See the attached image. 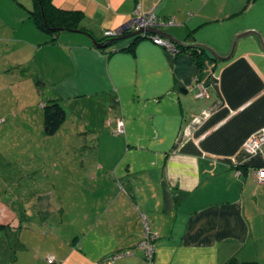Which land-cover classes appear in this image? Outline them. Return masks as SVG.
<instances>
[{
    "label": "crops",
    "instance_id": "obj_1",
    "mask_svg": "<svg viewBox=\"0 0 264 264\" xmlns=\"http://www.w3.org/2000/svg\"><path fill=\"white\" fill-rule=\"evenodd\" d=\"M50 1L79 10L88 33L49 36L28 17L31 0H0V132L19 130L25 144L47 151L41 167L21 157L18 176L43 166L54 178L33 184L53 198L38 231L21 227L16 197L0 201V264H147L137 247L140 215L157 234L153 264H264V180L252 171L264 167V150L242 149L264 127V50L255 35L239 36L255 31L264 46V2ZM136 4L172 19L161 32L219 56L238 36L231 56L216 60L206 52L197 67L186 51L172 55L149 37L131 43L130 34L96 48L92 37L122 26ZM193 79L203 97L194 96ZM48 100L65 112L50 136L42 133ZM114 117L122 120L120 134L106 123ZM80 135L87 152L71 154L67 148L83 146ZM62 147L75 156L65 173ZM26 237L39 240L37 251Z\"/></svg>",
    "mask_w": 264,
    "mask_h": 264
},
{
    "label": "rangeland",
    "instance_id": "obj_2",
    "mask_svg": "<svg viewBox=\"0 0 264 264\" xmlns=\"http://www.w3.org/2000/svg\"><path fill=\"white\" fill-rule=\"evenodd\" d=\"M262 1L264 2V0ZM261 24L264 23L262 22ZM19 134H22V132L11 128L3 129L0 132V201L7 202L9 199L16 197L18 202L15 203V208L13 210L18 217L23 216V218H25L20 220L21 227L23 228L26 226L27 229L32 228L38 231L41 219L49 218L53 212L52 207L48 205L49 200L51 201L53 198L50 196L49 192H45L41 189L34 191L33 188L36 186L33 184L36 180L42 183L44 181H51L54 178L52 177V172L49 170L46 171V167L44 168L43 166L39 172L31 174L27 178L23 177V175H17L18 169H21L23 165L22 162L19 161L21 157L29 156L30 162H28V164L32 168L35 166L41 167V164L48 161L47 151L43 150V147L39 143L34 141L39 147L31 143L25 144V138ZM72 139L74 140V138ZM78 139L80 143L83 142V146L77 150L74 148L73 150L67 148L68 152H71V154L87 152L86 146L89 141L84 139V135L78 136ZM47 148H49V146ZM67 150H64V147H62L61 156L57 157L58 159L61 157L63 158L61 161L63 164L60 165V169L63 173L67 172L66 168L69 170L75 166V156L69 155V153L63 154L66 153ZM38 155H44L43 159ZM37 157L38 159H36ZM53 164H55V161ZM78 170L81 171L80 168H78ZM43 172H46L47 176H44ZM43 231L44 230H42V232ZM26 238L27 243H29L27 247L33 251H37L39 240L36 237Z\"/></svg>",
    "mask_w": 264,
    "mask_h": 264
},
{
    "label": "trees",
    "instance_id": "obj_3",
    "mask_svg": "<svg viewBox=\"0 0 264 264\" xmlns=\"http://www.w3.org/2000/svg\"><path fill=\"white\" fill-rule=\"evenodd\" d=\"M32 4L29 9H27V14L30 20L32 21L33 25L40 31L48 34L49 36H53L59 31H79V32H84L88 33V31L81 27L80 21L82 19V13L79 10H67V9H62L55 7L50 0H31ZM156 16V15H155ZM157 17V16H156ZM159 18V17H157ZM161 19V18H159ZM163 20V19H161ZM167 20V19H166ZM62 29V30H60ZM135 30H124L121 32L119 36L130 34L132 37V42L139 38H146V34L142 33H137L134 34ZM116 37H106L102 36L100 38H95L92 37L93 44L96 48L99 49H104L108 46H112V43L114 42V39ZM128 44L123 50H129V47L132 44ZM177 51H186L191 55L193 58L195 64L197 67L201 66V55L208 56L206 52L201 49V48H184L178 45H174ZM213 59V58H212ZM35 85L39 86L41 82L38 79L33 80ZM116 117L112 119L107 120V125L110 123H113V126L110 127V133L115 135V134H120L122 132H115V123L114 120ZM65 120V112L62 106L55 100H48L43 106H42V133L46 136L53 135L56 133V131L59 129V127L62 125V123ZM1 121V120H0ZM112 121V122H111ZM255 178V177H254ZM145 218V217H144ZM146 220V219H145ZM147 222V221H146ZM140 223H141V236L139 241L137 242V247L142 252V257L144 259V254L143 250L140 247L139 243L143 239V225L141 222V215H140ZM148 225V224H147ZM6 227L5 225L0 224V229ZM149 229V227H148ZM150 231V230H149ZM152 232V231H150ZM155 233V232H154ZM157 235V234H156ZM157 238V236H156ZM155 239H149L148 242L152 243L153 248L155 249L154 241ZM151 240V241H150ZM123 252H116L111 255V259L116 258L123 254ZM154 253L152 254V261L154 260ZM145 260V259H144ZM146 262V261H145ZM147 263V262H146ZM229 264H236L235 261H231Z\"/></svg>",
    "mask_w": 264,
    "mask_h": 264
},
{
    "label": "built area",
    "instance_id": "obj_4",
    "mask_svg": "<svg viewBox=\"0 0 264 264\" xmlns=\"http://www.w3.org/2000/svg\"><path fill=\"white\" fill-rule=\"evenodd\" d=\"M172 19L161 20L157 18L152 12H142L140 10L139 4H136L133 10V15L130 19H128L122 26L114 29V30H105L103 31V35L106 37H116L121 34L124 30H136L138 28H157L164 24H171ZM146 34V33H142ZM149 39L157 44L162 46L166 51L170 54H175L177 49L174 44L169 42L168 40L156 35V34H147ZM194 83L195 97H203L206 94L205 88L195 79L192 80ZM115 123V132H123V124L122 120L116 118L114 120ZM242 149L249 155L256 154L258 152H262L264 150V127L260 128L253 134H251L242 144ZM253 175L258 182H262L264 180V167H256L253 170ZM236 173L238 171L236 170ZM141 222L143 225V239L139 243L140 247L143 250L144 259L147 264H153L152 254L154 253V248L152 243H149V239H155L156 233L150 232L148 229L147 222L143 215H141ZM150 240V241H151ZM46 261L52 262L53 257L48 255L46 257Z\"/></svg>",
    "mask_w": 264,
    "mask_h": 264
},
{
    "label": "water",
    "instance_id": "obj_5",
    "mask_svg": "<svg viewBox=\"0 0 264 264\" xmlns=\"http://www.w3.org/2000/svg\"><path fill=\"white\" fill-rule=\"evenodd\" d=\"M60 30H62V29H60ZM137 33L156 34V35L168 40L172 44L178 45V46H181V47H184V48H201L205 52H207L211 56V58L216 59V60H224V59L229 58L231 56L233 50H234L235 41L238 38V36H235L233 38L229 53L226 56H219V55L216 54L215 51H213L212 49H210L209 47H207L205 45L197 44V43H185V42H183L181 40H178V39H176V38H174V37H172V36H170L168 34H165V33L161 32L157 28H148V27L147 28H138V29H136L134 31V34H137ZM248 34L255 35L257 37L258 41H259L260 47L264 50V46L262 44V40H261L259 34L256 33L255 31H248V32L240 34L239 36H244V35H248ZM91 41L93 42V40H91Z\"/></svg>",
    "mask_w": 264,
    "mask_h": 264
}]
</instances>
